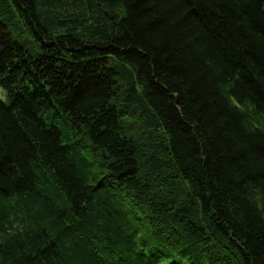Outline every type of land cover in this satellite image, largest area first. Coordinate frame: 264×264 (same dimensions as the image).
<instances>
[{
    "label": "trees",
    "instance_id": "16d2710c",
    "mask_svg": "<svg viewBox=\"0 0 264 264\" xmlns=\"http://www.w3.org/2000/svg\"><path fill=\"white\" fill-rule=\"evenodd\" d=\"M0 264H264V0H0Z\"/></svg>",
    "mask_w": 264,
    "mask_h": 264
}]
</instances>
